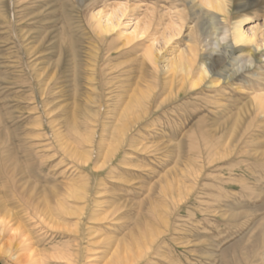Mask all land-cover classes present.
Returning a JSON list of instances; mask_svg holds the SVG:
<instances>
[{
	"label": "rangeland",
	"instance_id": "1",
	"mask_svg": "<svg viewBox=\"0 0 264 264\" xmlns=\"http://www.w3.org/2000/svg\"><path fill=\"white\" fill-rule=\"evenodd\" d=\"M156 1L0 0V221L29 237L43 264H64L51 258L57 251L77 252L73 264H112L117 253L119 264H221V252L261 216L235 228L219 207L229 195L259 203L255 184L239 177L254 163L247 149L264 151V139L243 137L229 148L238 114V130L249 122L239 79L217 95L199 87L158 98L144 55L151 29L124 42L131 21L143 26ZM158 1V11L174 6ZM120 4L126 11L117 26L102 32L94 13ZM237 6L249 17L244 29L262 25L264 0H231L229 18ZM193 24L187 18L184 35ZM181 37L160 46L159 61ZM146 95L141 119H120L125 101ZM17 244L0 237V264H17L24 253Z\"/></svg>",
	"mask_w": 264,
	"mask_h": 264
},
{
	"label": "bare ground",
	"instance_id": "2",
	"mask_svg": "<svg viewBox=\"0 0 264 264\" xmlns=\"http://www.w3.org/2000/svg\"><path fill=\"white\" fill-rule=\"evenodd\" d=\"M164 1L167 2V0H164ZM156 2H157L156 9L150 11V14L152 13L153 16L150 15L151 18L148 19V21L146 20V22L143 23V26H141L139 19H136V18H135V20L133 19L130 23V24H132L131 25L132 30L129 33H127L123 39H124V42H126V44H129L132 39H135V37H137L138 35H140V36L145 35L151 29V38L152 39L149 38L151 40V44L148 48H146L147 50H146L144 55H145L146 61L150 64L151 69H152L151 71L153 73V79H151V80H154L152 83L153 84L152 88L157 89L156 95H160L158 98H161V96L162 95L164 96V94L166 95V97L167 96L170 97V95L172 93L174 94V90H177V92H179V91H182L184 89H188L191 92L193 90H196L199 87H204L206 90L214 92L217 95L218 94L217 92H220V90L223 91L225 88L232 87L234 85L233 82L235 80L239 79L240 87L249 92V95L247 96V104H246L247 109H244V110H247L244 113L247 115L246 118H249V122L247 123V126H246L244 131L241 132V130H238V126L240 125V122H241V118L239 117L240 114H238V118H237L235 124L233 123L234 126H233L232 135H231V137L232 136L233 137L231 138L232 141H231L229 148H231V145H232V147L233 146L235 147L238 144H240L243 137H246V138L249 137L252 140H258L260 138L264 139V134H262V135L257 134V131H259V130H262L264 132V18L262 19L263 20L261 23L262 25L259 24L261 26L246 30V29H244L243 26L249 20V17L247 16V14L239 15L240 13L238 10L241 9V6H237L235 16L233 18H229L227 12L225 11L224 0H172V4H174V6L169 5L168 7H164L165 9L160 8L162 10L159 9V11H158V2H161V1L157 0ZM166 2L164 4H166ZM175 4H179L180 8L178 6H176ZM237 4L239 5V3H237ZM125 9H126L125 6L121 5V6L113 7V9H111L109 12H106L104 14H101L100 11H97L94 13L93 18H96V17L99 18L98 19V27L100 28V30H102V32L110 31L115 26H117L116 20H118L120 18V16H123V11H126ZM230 12H231V0H230ZM90 17H92V16H90ZM219 17H221V18H219ZM187 18L192 20V22H194V24L191 28H189L187 30V33L184 35L183 29L185 27V23H186ZM229 19L231 22H237L236 23V29H237V35H238L239 39L236 41V43L241 44V45L233 46L231 44V42L229 41L226 45L222 46L220 52L217 54H212L209 50L204 51L203 46L200 45V43L198 42L197 33L200 36L201 42L204 43L205 41L209 40L212 27H216L217 29L222 30V28H223L222 21L225 24H229ZM241 29H243V32L240 31ZM245 33H246V35H245ZM182 35H184V36L181 37ZM179 37L182 38L181 45L173 46V49H171L172 51L170 53L171 56L169 58L162 60V61H159L158 52L160 51V49H162V48H160V46L168 45L170 43L171 44L172 43L177 44L178 41L176 39ZM175 40L177 42H174ZM73 45H74V43H73ZM71 49H73V48H71ZM249 51H252L253 58L255 61V67L253 69H247V70H245V72L235 74L232 76L231 80H228V77L232 73L234 66L240 62V58L242 57V54L247 53ZM143 64H145V63H143ZM159 74H161L164 77L163 78L164 82L162 84L159 82V79H158ZM238 86H236V87H238ZM233 87H235V86H233ZM151 95H152V93H151ZM149 97H150V95H146L145 97L140 96L139 98L135 97L133 100L128 99L127 101H125V104L120 106V107H122L121 112L119 113L120 119L124 120V118H126L127 114L128 115L132 114V116L136 115L135 121L138 119H141L138 109L142 108V104L144 101H140V100L147 99ZM207 97H208V95H207ZM209 97H211V96H209ZM212 98H211V100H212ZM208 100H209V98H208ZM151 103L155 104V103H157V101L152 100ZM209 103H211V101ZM212 104H213V102H212ZM214 104H216V102ZM243 104H245V103L243 102ZM155 106L158 108L160 106V103L155 104ZM241 109H240V112H242ZM132 111H133V113H132ZM238 113H239V111H238ZM137 114H139V115H137ZM129 119L130 118H128V120ZM131 122L132 121L128 122V125H130L129 123H131ZM123 123H125V122H123ZM127 126L125 125V126L121 127L120 130H122L123 134H125V132L129 129V127H127ZM215 131H216V129H215ZM222 132L223 131H221V133ZM111 133H112V131H111ZM109 135L111 136V134H109ZM115 135H116V133H115ZM121 135L122 134L120 133V136ZM226 139H229V138L227 137ZM225 141H224V143H225ZM114 144H116V143H114ZM196 144H197V142H196ZM209 144H207V145H209ZM225 145H227V144H225ZM214 147H216L215 144H214ZM114 149H117V148H115V145H114ZM228 151L229 150H227V152ZM247 151H248V154H250V155H248L247 160L248 161L252 160L254 163H253V165L251 164V167L249 169L246 168V169H248V177L246 176V174H243L239 178L243 182L246 181V182H250V183L255 184V189L258 191V194L256 197L259 199V203H258V205L247 206L246 204L239 202L233 196L229 195L228 199H231V202L223 201L222 206H219V207H222L223 209L225 208V210L227 209L226 211L229 212L228 216H226L227 212L226 213L224 212L222 214V216L226 214L225 216L229 218V220H228L229 223H232L231 226H235V228H236V225L240 221H242L243 218H245L246 216H253L257 213H261V216L252 221L250 228L247 230V233L245 232L246 235L243 238H241V239L238 238L239 240H237L235 243H233L227 250H224V251L221 250L222 251L220 254L221 264H264V180L260 177V173H264V151L258 152V149L256 147L248 148ZM109 152L106 151L107 156H108ZM243 152H244L243 149L238 150L235 152L234 155L236 157H239ZM228 153H230V152H228ZM196 154H198V153H196ZM110 155H111V153H110ZM223 157H224V155H223ZM106 159H108V157H106ZM225 159H226V157H225ZM247 160H244V161H247ZM190 162H191V160H190ZM210 162H211V160H210ZM244 163H242V164H244ZM236 167H237V164H236ZM245 167L246 166H244L243 168H245ZM240 168H241V166H240ZM239 170H241V169H239ZM243 170L246 171L245 169H243ZM176 184H178V183H176ZM245 186H247V185H245ZM249 188H250V186H249ZM168 189H170V188H168ZM172 191H173V189H172ZM172 191H171V193H172ZM175 192H177V191H175ZM220 192L223 196L228 195L227 190L222 185L220 187ZM168 193H170V192H168ZM254 193H255V191H254ZM250 196L253 197V195H250ZM218 200H220V199H218ZM207 209H206V211H207ZM215 213H213V214H215ZM162 216H163V214H162ZM164 218H162V219H164ZM242 222H244V221H242ZM166 225H167V223H166ZM225 226H226V224H225ZM24 233H26V232H24ZM0 237L1 238L6 237V240H8L10 242L13 240L18 241L17 245H19L20 251H22V253L23 252L24 253L23 254L21 253L22 258H20L17 261L15 260L17 264H43V262L40 261L41 259L40 260L38 259L39 254H38V258H37V255L34 253L35 251L32 252L33 249L31 250L32 246H30V244H29V240L31 242V239H29V237L25 236L23 233L18 234L17 230L12 229V227L9 226L7 224V222H5V221H0ZM142 240H140V241H142ZM140 241H139V244H140ZM143 243H144V241H143ZM139 244H137V245L141 246ZM137 248L139 249V247H137ZM199 250H201V249H199ZM120 251H122V250H120ZM137 252L139 253L138 250H137ZM209 252H211V251H209ZM114 253L116 254V249H115ZM54 254H55V252H54ZM76 254H77V252L74 253L71 251H67L65 253L63 251H57L55 255L51 256V258L54 260L62 261V262H64V264H73L74 263L73 261L76 258L75 257ZM130 254H131V252H130ZM119 256H120V254L117 253L116 254V261H114L112 264H119V259H118ZM125 256H127V255H125ZM113 258H115L114 255H113ZM134 264H135V262H134Z\"/></svg>",
	"mask_w": 264,
	"mask_h": 264
},
{
	"label": "clouds",
	"instance_id": "3",
	"mask_svg": "<svg viewBox=\"0 0 264 264\" xmlns=\"http://www.w3.org/2000/svg\"><path fill=\"white\" fill-rule=\"evenodd\" d=\"M224 3L225 11L227 12L228 16H230V0H224ZM236 23L237 22H231L229 19V24H225L222 21V30L217 29L216 27H212L210 38L204 43L201 42L200 36L197 33L198 42L200 43V45L203 46L204 51L209 50L212 54H217L220 52L222 46L226 45L229 41L233 46L241 45L236 43V41L239 39L237 35ZM240 31L243 32V29H241ZM254 67L255 61L253 58L252 51L244 53L240 58V62L234 66L232 73L228 77V80H231L233 75L245 72V70L247 69H253Z\"/></svg>",
	"mask_w": 264,
	"mask_h": 264
}]
</instances>
